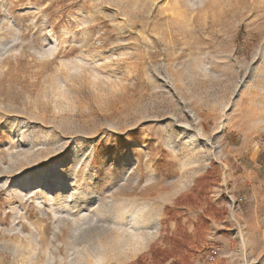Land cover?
Here are the masks:
<instances>
[{
	"label": "rangeland",
	"instance_id": "obj_1",
	"mask_svg": "<svg viewBox=\"0 0 264 264\" xmlns=\"http://www.w3.org/2000/svg\"><path fill=\"white\" fill-rule=\"evenodd\" d=\"M90 192L107 212L61 215ZM101 238V264H264V0H0V264Z\"/></svg>",
	"mask_w": 264,
	"mask_h": 264
},
{
	"label": "bare ground",
	"instance_id": "obj_2",
	"mask_svg": "<svg viewBox=\"0 0 264 264\" xmlns=\"http://www.w3.org/2000/svg\"><path fill=\"white\" fill-rule=\"evenodd\" d=\"M190 161H191V159H189V158L185 159L184 164H189ZM138 178L140 179L141 175H139ZM186 184H187V182L184 183V185H186ZM86 195H87V193H85L84 197H81L80 199H76L71 203L68 201V199H70V196H66V199L64 201V202H66V205H63L64 207L66 206V210H64L61 215L65 218H68V219L70 217H73L74 213L72 212V209H74V207L72 205L75 204L76 206H80V208H81L80 211H85V213L87 214V215H82V216L89 218V216H88V214L90 213L89 206H90L92 200L98 201L99 208H100L102 213L107 212L109 210L110 202H107V201L102 202L100 197L96 196L92 192L89 193V195H92V197L89 198ZM68 204L71 206H68ZM60 207H62V206H60ZM145 207L149 208L151 210H156V207L153 204H145L144 208ZM141 209H143V207ZM141 212H142L141 210H138L135 212L137 214L132 216V220L130 221L129 225H126L123 223L117 224V229L121 233V235H119V236L120 237L122 236V238L119 237L117 239L118 243L124 242L126 245L131 246L132 250H134V251H139V250L145 248L147 246V243L149 242V240L152 239L154 236H156V233L158 232L157 231L158 230L157 229V223H159L160 217L157 214V212L154 211L155 213L152 214L151 216L142 215ZM125 213L126 212H124V211L119 212L118 214L114 215V217H120V218L126 217ZM77 225L79 228L81 227L80 224H77ZM143 234H145V236L142 237ZM95 245H96V247H93V249H94L93 251L96 253H92V251H91L93 258L95 259V262H97L94 264H101L106 259V252L108 250L112 251L113 248L111 247L110 243H108L107 241H104L102 238L99 240L97 239ZM88 264H91V263H88Z\"/></svg>",
	"mask_w": 264,
	"mask_h": 264
},
{
	"label": "trees",
	"instance_id": "obj_3",
	"mask_svg": "<svg viewBox=\"0 0 264 264\" xmlns=\"http://www.w3.org/2000/svg\"><path fill=\"white\" fill-rule=\"evenodd\" d=\"M186 247V246H185ZM184 247V248H185ZM160 249V247H158L157 245L156 246H154L153 247V253L154 252H156V251H158ZM178 259H180L179 257H175L174 258V260H173V263H178ZM167 260V259H166ZM165 259L163 260V261H166ZM162 261V262H163ZM136 264H145V262H143V259H142V257L140 256V257H138V259H137V263Z\"/></svg>",
	"mask_w": 264,
	"mask_h": 264
}]
</instances>
